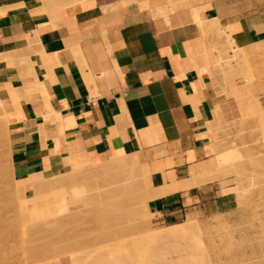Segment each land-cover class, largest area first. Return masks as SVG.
Returning a JSON list of instances; mask_svg holds the SVG:
<instances>
[{"label":"crops","instance_id":"crops-1","mask_svg":"<svg viewBox=\"0 0 264 264\" xmlns=\"http://www.w3.org/2000/svg\"><path fill=\"white\" fill-rule=\"evenodd\" d=\"M78 3L54 8L46 0H0V102L10 119L13 177H55L95 156L136 152L148 171L147 211L162 237L158 249L194 246L193 237L202 254L176 260L262 261L264 197L245 202L233 177L220 178L208 146L218 114L232 122L244 119L246 105L256 107L248 118L258 114V102L264 106V0ZM195 13L254 55L252 79L235 66L219 73L221 40ZM233 83L240 93L230 91ZM24 199L26 207L47 204L35 192ZM155 263L165 262L158 256Z\"/></svg>","mask_w":264,"mask_h":264},{"label":"rangeland","instance_id":"rangeland-1","mask_svg":"<svg viewBox=\"0 0 264 264\" xmlns=\"http://www.w3.org/2000/svg\"><path fill=\"white\" fill-rule=\"evenodd\" d=\"M208 23L209 24H217L214 21L208 22ZM218 29L222 30V28L219 26H218ZM215 37L219 38L218 35H215ZM220 44L222 47L220 48L218 56L216 59L220 58L221 56H223L222 54L225 53L224 46H226V45L224 43H222L221 41H220ZM218 64H220V62L216 63V68L219 70V66H221V65H218ZM228 69L232 70L230 67H228ZM225 70H227V66L224 67L223 71H225ZM222 72H219V73L222 74ZM230 88H231L230 91L232 93H240V90L238 91V86L235 85L234 83L230 85ZM263 108H264V106H263ZM263 108H262L261 112L258 110L259 112L257 115H255L251 118H248L250 115H252V113H254V111H256V108L254 107V105L248 104L244 108V119H238V120H234L232 122L223 121V119L218 114L216 117V120H215V126H213V128H212V130L214 131V141L208 146V154H211L214 158H217L218 152H232L233 153V155H232L233 160L231 161V163H229L225 166L219 163V165H220L219 166V168H220L219 172L223 171V174H224L223 177H220V178L233 177L234 178L233 181H235L237 184L239 183V188H240L241 192L244 194L245 202H248V203H252L256 199H262L264 197V110H263ZM8 121H10V119L7 116V114L5 113V111L2 107V104L0 102V236L2 233H4L5 239H7V240H5L2 238V241H1V238H0V244H1L0 248L1 249L4 248V250H2V252H0V259H1L0 264H56L62 258H68L70 260L71 264H75V263L76 264H116V262L118 264H142V263H144V264H156L155 262L158 260V256H160L162 259H164V262H165L164 264H189L188 262L183 263V262L178 261L176 259H178L180 257L181 258L185 257V255L189 251H192L197 256H200L202 254V252L200 250V246L196 244L193 237L190 239V241L192 244H194V246H184V245L178 244V245H174V247H171L169 249H167V247L158 249L156 243H157L158 239H161L162 237L159 235L158 232L155 231V233H154L152 230V228H156V227L153 226L152 222L150 221V217L146 216V214H147V212H146L147 211V203L146 202H145L146 204L144 203L145 205L143 204L144 205L143 207L146 210L144 211L143 208L141 210H138L139 211V212L137 211L139 213V214L137 213L138 215L135 214L132 210H130L133 212V215H137L135 217L130 214L131 212H127L128 211L127 209L126 210L124 209V211L122 209H120V206H119V203H117V200H116V203L118 205L114 206V210L116 212H113V213H112L113 210L111 212L109 211L110 209L108 211L106 210L105 211L106 213L103 212L104 210L84 211V210H86L84 208L85 206L80 205V204L77 205L76 207H74V205L76 203H78V200L82 197L81 195H84V194L87 195L90 192L94 193V192H97V190H98L97 189L96 191H94L95 190L94 188L96 186L94 187L93 185H91L93 183H90L87 185H91L94 188H91V186L85 187L83 182H82L83 186L81 184L79 186V183L81 181H83L82 180L83 178L81 177L82 176L81 171L83 169L85 170L87 167L83 168V166H82L81 168L75 169V170L68 172V173L60 174V175L55 176V177L49 176L48 179H45L42 181L43 183H45L44 185L40 186L39 188L31 189L32 192L26 194V191L28 189H23V188L21 189V187L17 185L22 180H16L13 177V174L11 172V168L9 165V154H8V145H7V129H6L7 125H8ZM4 167H6L5 168L6 170L4 169ZM136 167H135L134 174L137 176L136 179L141 184V185L138 184L139 185L138 187L140 188V193H138V194L143 197L145 195V193L147 192L146 175L143 174L142 170L140 171V169H139L140 167L139 168L137 167L139 170H137ZM6 171H7V173H6ZM138 172L141 173V175ZM113 173L116 177V178L114 177V180H117L120 178V174H118L117 170H115V172H113ZM121 177H122V175H121ZM141 179L144 180L145 183ZM24 180L22 181V185L25 184ZM84 182H86V181H84ZM91 182H93V181H91ZM94 185H96V183ZM81 187L83 189L85 187V189L83 190ZM111 187H113V185H111ZM139 188H138V191H139ZM86 189H89V190L92 189V191L90 190V192L84 193L83 191H86ZM143 191H145V192H143ZM34 192L37 194V198L40 199V198L44 197L47 199V203H49V204L54 199V197H58V196H67L68 202L63 203V204L58 202L57 204L54 203L55 205L52 203L50 205V210H58V211L56 212V214H53V216L47 217L48 219L45 218L46 220H48L46 222L47 224L45 223L46 220L45 221L43 220L44 222L42 221L40 224L39 223L40 221L38 222L39 219L35 218L33 220V218L32 219L30 217L26 218L24 215V213L26 214L28 212V215L30 213V210H27L28 208L26 207L28 205V202H26L27 200H25L24 197H30V196H32V194ZM81 193H83V194H81ZM108 194L106 193L105 196ZM141 194H143V195H141ZM126 205L124 203V206H126ZM124 206L121 205V208H124ZM128 206H130V205H128ZM28 207L31 208V206H28ZM129 208L131 209V207H129ZM61 210H68V211L62 212ZM76 211H80V212H76ZM118 211H119V213H117ZM84 212H88L89 214L88 213L83 214ZM144 212H145V214H144ZM82 214H83V216H82ZM107 214L109 215V217H106V216H108ZM115 214H116V216H115ZM129 214L131 215L130 217H132V216L133 217L129 218L128 217ZM112 215H114L115 220L119 216L118 222L119 221L121 222V223L119 222L120 225L118 224V222H117V224H116V222L112 223V221H114V219H112V221H111V218L113 217ZM66 216H69V217H66ZM99 216H101V217H99ZM102 216H105V217H102ZM136 217H137V219H136ZM13 218H14V220H13ZM16 218H18V219L20 218V220H18ZM60 218H62V219L67 218V219H63V221H65L66 223H63V224L59 223V222H63L62 219L60 221ZM133 218H135L137 221ZM11 219H12V221H11ZM147 219H149V220H147ZM28 220L32 221V223ZM66 220H68V221H66ZM35 221H37V222H35ZM84 221L86 223H84ZM8 222H9V224H8ZM102 222H104L105 225ZM36 223H38V224H36ZM42 223H45L46 225L45 224L44 225L46 227H42L43 226ZM67 223H68V225H67ZM34 224H36V225H34ZM50 224H52V225L50 226ZM101 224H102V226H100ZM8 225H9V227L11 225L10 228L8 227L9 229L12 228L11 231L8 230V228H5ZM29 225H33L34 228L36 226L37 229H39L36 231L38 232L41 230V232L36 233L33 236L34 230L32 229L33 232H31L32 233V235H31L29 233L30 231L28 230V228L29 229H30V227L33 228V226H29ZM40 225H42V226L38 227ZM89 225H91V226H89ZM115 225H117V226H115ZM121 225L123 226L122 227L123 229H125V228L126 229L125 230L121 229ZM130 225L132 226V230L130 228L131 227ZM1 226H4V227H1ZM73 226H75V227L73 228ZM98 226H100V227H98ZM138 226H139V229H138ZM13 227L15 228V230L13 229ZM93 227H95V228H93ZM96 227L98 229H96ZM116 227H117L118 231H116V234L113 235V233H115V232H113V233H111V232L116 230ZM3 228L5 229V231L7 230L10 233L4 232ZM24 228L25 229L27 228L28 231L27 230L26 231L29 234L26 231H23V230H25ZM69 228H71V229H69ZM89 228L91 229V231L88 230ZM92 228L94 229V232L92 231ZM108 228L109 229L111 228V229L109 230ZM106 229L108 230L109 233H107ZM135 229H138V232ZM64 230H65V232H64ZM99 230L100 231L102 230L103 232L102 231L100 232ZM127 230H129V231H127ZM150 231H152L151 234H153V235H150V236L147 235L146 236V234H150ZM24 232L27 234H25ZM5 233L6 234L8 233L9 235L8 234L6 235ZM47 233H48V236H47ZM73 233H74V236H73ZM93 233H95L96 235H94ZM4 235L2 234V236H4ZM21 235H23V236H21ZM55 235L60 236V237L56 239ZM63 235L65 236L64 237L65 239L67 238V242L65 243L66 240L64 239L65 241L63 240L64 242H62V243L63 244L68 243V244L66 246L64 244L61 248H64L63 250H65V251H67V250L69 251L68 246H73L74 247V248L72 247L73 249L70 247L72 249V251H71V249H70V251L74 252L73 255H70V254L61 255L60 251L61 252H64V251L59 250V252L57 253V251H58V250H56L57 246L55 248V251L53 249V245L55 243L51 246V243L54 241L53 237H55L56 241L59 240V242L61 244L60 238ZM87 235L88 236L90 235L88 239H86L88 237ZM125 235L126 236L129 235V236L126 237ZM43 236H47V237H44L45 238L44 239ZM82 236H84L87 241H85L84 237H82ZM31 237H32V239H31ZM51 237H52L53 241H51V239H49ZM90 237H91V240H90ZM96 237H98V238H96ZM144 237H145V239H142ZM8 238H11V240ZM33 238L34 239L37 238L36 244L34 243V242H36V240H34ZM68 238H70V240H71L70 242H72V240H73L74 243L72 242L69 245V239ZM105 238H106V240H105ZM147 238H148V241H146ZM21 239L23 240V242ZM38 239L41 240V241L39 240L40 244H38ZM43 239L45 241H43ZM78 239L81 241H78ZM107 239H108V241H107ZM99 240H100V242H99ZM103 240H105V242ZM133 240H134V242H133ZM3 241H5V243ZM46 241L49 242L50 244H48ZM56 241H54V242H56ZM119 241H121V242H119ZM126 241H128V242H126ZM7 242H8V246L10 245L12 247H10V246L8 247ZM15 242H17L18 244L17 243L15 244ZM21 242H22V244L23 243L24 244L22 245ZM42 242H44V243H42ZM59 242H56L57 245H59ZM31 243H33L32 246H30ZM100 243H101V245H100ZM5 245H6V247H5ZM45 245L47 246V248ZM74 245H76L77 247ZM2 246H4V247H2ZM28 246H30V247H28ZM35 246H36V248H35ZM42 246H44L45 248ZM141 246H143V248ZM13 247H14V249H13ZM58 247H60V245ZM66 247L68 248L67 250H66ZM78 247H80V249ZM5 248L8 250L9 253L7 252V250ZM49 249L51 251H49ZM141 250H143V251H141ZM3 251H5L6 253ZM12 251H14L16 253L13 254ZM55 252L57 253V255L55 254ZM111 254L116 255L117 258L112 257ZM4 256L6 257L5 259H4ZM137 258H139V259L137 260ZM195 259H196V261L198 260L196 257H195ZM247 259H249V260H245V261L239 262V263H225V264H264V259H262V261H258V258H254V257H247ZM141 260H143V261H141ZM2 261L4 263H1ZM195 263L196 262H194V264ZM191 264H193V263H191Z\"/></svg>","mask_w":264,"mask_h":264},{"label":"bare ground","instance_id":"bare-ground-1","mask_svg":"<svg viewBox=\"0 0 264 264\" xmlns=\"http://www.w3.org/2000/svg\"><path fill=\"white\" fill-rule=\"evenodd\" d=\"M80 1H82V0H46V4L48 5V6H53L54 8H59V7H64V6H69V5H73V4H75V3H77V2H79L80 3ZM78 3V4H79ZM77 5V4H76ZM80 6V5H79ZM86 7V6H85ZM44 8V7H43ZM53 8V9H54ZM73 8H75V7H73ZM81 8V7H80ZM51 9H52V7H51ZM75 10V9H74ZM49 12H52L51 10H49L48 11V13ZM78 12V11H77ZM160 14V13H159ZM165 16V15H164ZM191 16V15H190ZM159 17V16H158ZM167 16H165V18H166ZM195 18H196V20L199 22V24H200V26L204 29V30H206L207 32L209 31L210 33H212V35H218L219 36V38H220V40H221V42L222 43H224L226 46H224V51H225V53L224 54H222L223 56H221L220 58H218V59H216V63H218V62H220V64H218V65H221V66H219V72H222L223 70H224V67H226L227 66V69H228V67H230L231 69H232V67H239L240 68V70H242V72H244V74H245V79H252L253 78V72H252V68H253V63H252V61H251V59H252V57L254 56L250 51H248V50H246V49H244V48H240V47H238L237 45H235V43H234V40L232 39V36H231V34L230 33H228L226 30L224 31L223 29L222 30H219L218 29V25L217 24H209L207 21L206 22H204V21H201L200 19H199V17H198V14L197 13H195ZM175 26V25H174ZM196 27V26H195ZM173 28H175V27H173ZM34 47V46H33ZM29 49V48H28ZM31 49V48H30ZM39 50V49H38ZM34 51H36V50H34ZM34 51H32V49H31V53L32 52H34ZM26 52V51H25ZM44 51H42V53H43ZM37 53H39L38 51H37ZM36 53V54H37ZM45 53V52H44ZM24 54V53H23ZM40 54H41V52H40ZM18 56V55H17ZM22 56V55H21ZM44 56V55H43ZM20 57V56H19ZM9 58H11V57H9ZM20 58H24V57H20ZM13 60V59H12ZM15 62H16V60H15ZM27 63V62H26ZM17 64V63H16ZM39 64V63H38ZM47 64V63H46ZM32 65V64H31ZM256 65V64H255ZM34 69V68H33ZM44 69V68H43ZM255 70V69H254ZM32 71V70H31ZM232 72V71H231ZM33 73H35V72H33ZM230 75V74H229ZM36 76V75H35ZM36 78H37V76H36ZM36 81H37V79H36ZM39 83V82H38ZM39 85H40V83H39ZM39 85H37V86H39ZM39 88V87H38ZM42 88H44V87H41L40 88V92L42 91L41 89ZM23 90V89H22ZM45 90V89H44ZM43 90V91H44ZM21 91V90H20ZM25 92V91H24ZM46 92V91H45ZM43 93V92H42ZM44 94V93H43ZM46 94V93H45ZM47 95V94H46ZM46 97V96H45ZM255 100V102H256V99H254ZM21 101V100H20ZM258 102V101H257ZM252 103V102H251ZM48 104H50V103H48ZM253 105V104H252ZM52 106V105H51ZM255 107V106H254ZM256 108V107H255ZM257 108H258V110L261 112L262 111V105H261V103L260 102H258L257 103ZM49 109H50V107H49ZM65 112V111H64ZM63 112V113H64ZM51 116L53 115H55L57 118H58V120H60V122H62L61 120H62V118L60 117L61 115H59V114H57L56 115V113L54 112V111H52L51 110V114H50ZM50 115H49V117H50ZM26 116V115H25ZM55 117V118H56ZM26 118V117H25ZM45 118H47V117H45ZM56 118V119H57ZM51 119V118H50ZM55 119V120H56ZM14 120V119H13ZM53 120V119H52ZM12 121V120H11ZM16 121V120H15ZM48 121V120H47ZM9 122V121H8ZM44 122H45V119H44ZM51 122V121H50ZM54 122V121H53ZM52 122V123H53ZM57 122V121H56ZM13 123V122H12ZM15 123V122H14ZM43 125V124H42ZM58 125V124H57ZM8 127V126H7ZM62 127V128H61ZM9 128V127H8ZM8 128H6L7 130H8ZM59 128H60V131L62 132V129H63V126H59ZM58 129V128H57ZM9 132V131H8ZM7 132V133H8ZM58 132V131H57ZM56 132V133H57ZM64 132V131H63ZM58 133H60V132H58ZM57 133V134H58ZM9 135V134H8ZM69 136V135H68ZM63 138V137H62ZM64 139V138H63ZM233 153L232 152H218L217 153V161L220 163V164H222V165H227V164H229V163H231V161L233 160ZM47 162H49V161H47ZM83 163H86V165H84L83 166V168H85V167H87L85 170L83 169L82 171H81V177L83 178L82 180L83 181H81L80 183H79V186H80V184L82 185V182L84 183V185H85V187L86 186H91V185H93V186H91V188H94L95 190L94 191H96L97 189V192H90V190L92 191V189H86V191H83L84 193H86V192H90L89 194H84V195H81L82 197L78 200V203H76L74 206H77V205H83V206H85L84 208L86 209V210H84V211H89V210H104L103 212L104 213H106L105 211L107 210H109L110 212L112 211V213L113 212H116L115 210H114V206L115 205H118L117 203H119V206H120V209H122L123 211H124V209L126 210H128L127 212H131L130 214L131 215H133V212L135 213V214H137L139 211L138 210H141L142 208H143V210L145 211L146 209L143 207L146 203H147V201H148V199H149V197H150V195H148V194H150L151 192H149L150 191V189L149 190H147L148 192H146L145 193V195L142 197V196H140L138 193H140V188L138 187L139 185L138 184H140L139 182H138V180L136 179V175L134 174V171H135V167L137 166L139 169H140V171L142 170V172H143V174H145V175H147V168H146V165L141 161V159H140V157L138 156V154L136 153V152H129V153H124V152H114V153H112L110 156H108L107 158H105V159H100V158H98L97 156H95V157H92L91 159H88V160H86V161H84ZM7 166V165H6ZM136 167V168H137ZM6 167H4V169H5ZM137 168V170H139ZM6 170V169H5ZM115 170H117L118 171V174H120V178L119 179H117V180H114V177H115V175H114V173L113 172H115ZM49 172V171H48ZM6 173H7V171H6ZM139 173V172H138ZM34 174V173H33ZM36 174V173H35ZM46 174V173H45ZM45 174H36V175H33V176H31V177H29V178H27V179H25L24 180V182H25V184L24 185H22V181L20 182V183H18L17 185L18 186H20L21 187V189L23 188V189H35V188H39L40 186H42V185H44L45 183H43L42 181L43 180H45V179H48V175H45ZM50 174V173H49ZM140 175H141V173H139ZM121 175H122V177H121ZM140 177V176H139ZM142 177V176H141ZM116 178V177H115ZM143 178V177H142ZM142 180V179H141ZM84 181H86V182H84ZM89 181V182H88ZM91 181H93V182H91ZM143 182H144V180H142ZM90 183H93V184H91V185H87V184H90ZM96 183V185H94ZM145 183V182H144ZM176 183V182H175ZM111 185H113V187H111ZM141 185V184H140ZM170 185V184H169ZM83 186V185H82ZM167 187H163V189H162V187H160L161 189H162V192H163V194L164 193H166V189H167V191H169L168 189L169 188H171V187H169L168 185H166ZM174 186V185H173ZM85 187H84V189H85ZM177 187V186H176ZM82 188V187H81ZM105 188V189H104ZM138 188H139V191H138ZM159 188V189H160ZM179 188V187H178ZM83 189V188H82ZM83 189V190H84ZM160 189V190H161ZM174 189V188H173ZM89 190V191H88ZM145 190V189H144ZM159 191V190H158ZM165 191V192H164ZM82 192V191H81ZM143 192H145V191H143ZM161 192V193H162ZM108 194V195H106L105 196V194ZM142 193V192H141ZM148 193V194H147ZM160 193V192H159ZM160 193V194H161ZM81 194H83V193H81ZM153 194V193H152ZM151 194V195H152ZM159 194V195H160ZM141 195H143V194H141ZM156 195H158V194H156ZM118 198V199H117ZM116 200H117V203H116ZM58 202H60V203H66V202H68V197L67 196H58V197H54V199L50 202V204L49 203H47L46 205H42V206H38V205H35V206H31V208H29V207H27L28 209L27 210H30V213H29V215H28V212L25 214L24 213V215H25V217L26 218H33V220L35 219V218H37V219H39L38 220V222L41 224V222L44 220H46L45 218H47V217H50V216H53V214H56V212L58 211V210H50V205L53 203H58ZM129 202V203H128ZM146 202V203H145ZM124 203H125V205L126 206H124ZM145 203V204H144ZM144 204V205H143ZM55 205V204H54ZM121 205L122 206H124V208H121ZM128 205H130V206H128ZM88 207V208H87ZM126 207V208H125ZM129 207H131V209L129 208ZM141 207V208H140ZM146 207V206H145ZM119 208V207H118ZM117 208V209H118ZM82 210V209H81ZM130 210H132V211H130ZM62 212H64V211H68V210H61ZM98 211V212H99ZM138 211V212H137ZM76 212H80V211H76ZM147 212V214H146V216H149L150 217V215H149V213H148V211H146ZM67 213V212H66ZM85 213H88V212H84L83 214H85ZM100 213V212H99ZM117 213H119V211L117 212ZM68 214V213H67ZM77 214V213H76ZM75 214V215H76ZM80 214V213H79ZM83 214H82V216H83ZM89 214V213H88ZM87 214V215H88ZM128 215V217L129 218H132L133 216L135 217V216H137V215H133L132 217H130L131 215ZM144 214H145V212H144ZM23 215V216H24ZM28 215V216H27ZM72 215V214H71ZM81 215V214H80ZM108 215V214H107ZM119 215V214H118ZM122 215V214H121ZM55 216V215H54ZM106 216V215H105ZM105 216H102V217H105ZM113 217L111 218V221H112V219H114V221H112V223L113 222H116V224H117V222H118V217L116 218V220H115V218H114V215H112ZM115 216H116V214H115ZM124 216V215H123ZM20 217V216H19ZM59 217V216H58ZM61 217V216H60ZM64 217V216H63ZM66 217H69V216H66ZM99 217H101V216H99ZM106 217H109V215L108 216H106ZM122 217V216H121ZM126 217V216H125ZM144 217V216H143ZM23 218V217H22ZM56 218V217H55ZM98 218V217H97ZM123 218V217H122ZM16 219H18V218H16ZM41 219V220H40ZM48 219V218H47ZM61 219L62 218H60V221H61ZM63 219H67V218H63ZM63 219H62V221H63ZM77 219V218H76ZM133 219H135V218H133ZM132 219V220H133ZM136 219H137V217H136ZM135 219V220H136ZM13 220H14V218H13ZM18 220H20V218L18 219ZM17 220V221H18ZM50 220V219H49ZM72 220V219H71ZM79 220V219H78ZM147 220H149V219H147ZM11 221H12V219H11ZM16 221V220H15ZM25 221V220H24ZM28 221H30V220H28ZM27 221V222H28ZM43 221V222H44ZM48 220H46L45 221V223L47 222ZM66 221H68V220H66ZM82 221V220H81ZM124 221V220H123ZM137 221V220H136ZM2 222V221H1ZM21 222V221H20ZM19 222V223H20ZM31 223H32V221H30ZM35 222H37V221H35ZM89 222V221H88ZM105 222V221H104ZM104 222H102L104 225H105V223ZM120 222V221H119ZM119 222H118V224H119ZM149 222V221H148ZM4 223V222H3ZM34 223V222H33ZM45 223H42L43 224V226L42 225H40V226H38V227H46L45 225L47 224H45ZM59 223H66L65 221H63V222H59ZM70 223V222H69ZM74 223V222H73ZM84 223H86L85 221H84ZM97 223V222H96ZM121 223V222H120ZM8 224H9V222H8ZM36 224H38V223H36ZM36 224H34V225H36ZM45 224V225H44ZM57 224V223H56ZM88 224V223H87ZM7 225V224H6ZM25 225V224H24ZM27 225V224H26ZM52 224H50V226H51ZM67 225H68V223H67ZM97 225V224H96ZM113 225V224H112ZM120 225V224H119ZM29 226H33V225H29ZM49 226V225H48ZM89 226H91V225H89ZM88 226V227H89ZM100 226H102V224L100 225ZM100 226H98V227H100ZM115 226H117V225H115ZM131 226V225H130ZM129 226V227H130ZM1 227H4V226H1ZM9 227V225L7 226V227H5V228H8ZM10 227H11V225H10ZM9 227V228H10ZM18 227V226H17ZM28 227V226H27ZM71 227V226H70ZM75 226H73V228H74ZM83 227V226H82ZM86 227V226H85ZM123 226L121 225V229H123L122 228ZM128 227V228H129ZM136 227V226H135ZM8 228V230H10L11 231V229H9ZM21 228V227H20ZM50 228V227H49ZM59 228V227H58ZM72 228V229H73ZM93 228H95V227H93ZM92 228V231L94 232V229ZM114 228V227H113ZM119 228V227H118ZM131 228V230H132V226L130 227ZM4 229V228H3ZM13 229L15 230V228L13 227ZM23 229V228H22ZM25 229V228H24ZM34 230V232H33V230ZM69 229H71V228H69ZM77 229V228H76ZM96 229H98L97 227H96ZM100 229V228H99ZM102 229V228H101ZM109 229V228H108ZM111 229V228H110ZM109 229V230H110ZM126 229V228H125ZM125 229H123V230H125ZM138 229H139V226H138ZM138 229H135V230H137V232H138ZM27 230V228L25 229V230H23V231H26ZM28 230L30 231L29 233L32 235V233L31 232H33L34 234H33V236L36 234V233H39V232H41V230L40 231H36V230H39V229H37V227L35 226V228H34V226H33V228L32 227H30V229L28 228ZM27 230V231H28ZM52 230V229H51ZM83 230V229H82ZM88 230H90L91 231V229L89 228ZM153 230V229H152ZM26 231V232H27ZM36 231V232H35ZM43 231V230H42ZM79 231V230H78ZM100 231V230H99ZM102 231V230H101ZM100 231V232H101ZM105 231V230H104ZM106 231H107V233H109L108 232V230L106 229ZM112 231V230H111ZM116 231H118V229H117V227H116V230H114V231H112L111 233H113V232H115V233H113V235L114 234H116ZM121 231V230H120ZM127 231H129V230H127ZM4 232H8L7 230L5 231V229H4ZM16 232V231H15ZM64 232H65V230H64ZM72 232V231H71ZM70 232V233H71ZM82 232V231H81ZM96 232V231H95ZM99 232V233H100ZM103 232V231H102ZM147 232V231H146ZM149 232V231H148ZM153 232L155 233V231L153 230ZM8 233H10V232H8ZM7 233V234H8ZM25 233V232H24ZM28 233V232H27ZM27 233H25V234H27ZM28 233V234H29ZM89 233V232H88ZM87 233V234H88ZM92 233V232H91ZM97 233V232H96ZM128 233V232H127ZM126 233V234H127ZM152 233V231H150V234H146V236L147 235H153V234H151ZM3 235H4V233H2ZM2 234H1V236H0V238H1V241H2V238L3 239H5V235L4 236H2ZM6 234V233H5ZM6 234V235H7ZM46 234V233H45ZM77 234V233H76ZM80 234V233H79ZM85 234V233H84ZM94 235H96L95 233H93ZM92 234V235H93ZM122 234V233H121ZM120 234V235H121ZM124 234V233H123ZM131 234V233H130ZM9 235V234H8ZM43 235V234H42ZM57 235V234H56ZM55 235V237H56V239L57 238H59L60 236H56ZM72 235V234H71ZM86 235V234H85ZM145 235V234H144ZM198 235V234H197ZM21 236H23V235H21ZM47 236H48V233H47ZM47 236H43V238L44 237H47ZM50 236V235H49ZM54 236V235H53ZM73 236H74V233H73ZM81 236V235H80ZM88 236V235H87ZM90 236V235H89ZM89 236L86 238V239H88L89 238ZM116 236V235H115ZM126 236V235H125ZM127 236H129V235H127ZM126 236V237H127ZM142 236V235H141ZM16 237V236H15ZM55 237H53L54 239V241H56L55 240ZM65 236L63 235L61 238H60V241H61V244H60V242H59V240H57L56 242H59V245H60V247H58L59 245H57V243L56 242H54L53 240H52V237L51 238H49V239H51V241H53L52 243H51V246L53 245V249H54V251H55V248H56V246H57V249L56 250H58L57 251V253L59 252V250H62V251H64V252H61L60 251V253H61V255H63V254H70V255H73V253L74 252H71L72 251V249L74 248L73 246H68V248H69V251L67 250L68 248L66 247V250L67 251H65V250H63L64 248H61L66 242H67V238L65 239L64 238ZM82 237H84V236H82ZM81 237V238H82ZM138 237V236H137ZM152 237V236H151ZM17 238V237H16ZM24 238V237H23ZM30 238V237H29ZM96 238H98V237H96ZM149 238V237H148ZM148 238H147V240L146 241H148ZM200 237H198V239H199ZM8 239H10L11 240V238H8ZM13 239V238H12ZM31 239H32V237H31ZM30 239V240H31ZM34 239V238H33ZM37 239V238H36ZM36 239H34V240H36ZM45 239V238H44ZM43 239V241H45ZM66 241H65V240ZM69 239V245H70V243H72L73 242V240H72V242H70L71 240H70V238H68ZM80 239V238H79ZM78 239V241H81V240H79ZM84 239H85V237H84ZM85 239V241H87ZM95 239V238H94ZM116 239V238H115ZM127 239V238H126ZM142 239H145V237L144 238H142ZM5 240H7V239H5ZM16 240V239H15ZM22 240V239H21ZM40 239H38V244H40L39 242L41 241H39ZM65 241V243L63 244L62 242H64ZM83 240V239H82ZM90 240H91V237H90ZM89 240V241H90ZM97 240V239H96ZM105 240H106V238H105ZM105 240H103L104 242H105ZM119 240V239H118ZM128 240V239H127ZM131 240V239H130ZM200 240V239H199ZM93 241V240H92ZM91 241V242H92ZM107 241H108V239H107ZM4 243H5V241H3ZM9 242V241H8ZM8 242H7V246H8ZM22 242H23V240H22ZM22 242H21V244H22ZM26 242V241H25ZM47 242V241H46ZM45 242V243H46ZM76 242V241H75ZM99 242H100V240H99ZM117 242V241H116ZM119 242H121V241H119ZM126 242H128V241H126ZM130 242V241H129ZM133 242H134V240H133ZM137 242V241H136ZM140 242V241H139ZM2 243V242H1ZM17 242H15V244H16ZM35 244L37 243V240H36V242H34ZM42 243H44V242H42ZM48 244H50L49 242H47ZM74 243V242H73ZM82 243V242H81ZM90 243V242H89ZM18 244V243H17ZM24 244V243H23ZM22 244V245H23ZM27 244V243H26ZM32 244L33 243H31V245L30 246H32ZM37 244V245H38ZM68 244V243H67ZM67 244H65V246L67 245ZM79 244V243H78ZM99 244V243H98ZM118 244V243H117ZM1 245V244H0ZM36 245V246H37ZM47 245V244H46ZM45 245V246H46ZM100 245H101V243H100ZM10 246V245H9ZM8 246V247H9ZM18 246V245H17ZM30 246H28V247H30ZM36 246H35V248H36ZM74 246H76V245H74ZM80 246V245H79ZM129 246V245H128ZM2 247H4V246H2ZM5 247H6V245H5ZM10 247H12V246H10ZM42 247H44V246H42ZM41 247V248H42ZM72 249H71V248ZM77 247V246H76ZM81 247V246H80ZM80 247H78L79 249H80ZM139 247V246H138ZM142 248H143V246H141ZM40 248V249H41ZM45 248V247H44ZM46 248H47V246H46ZM59 248V249H58ZM61 248V249H60ZM6 249V248H5ZM13 249H14V247H13ZM16 249V248H15ZM70 249H71V251H70ZM0 252H2V250H4V248L3 249H1L0 248ZM7 250V249H6ZM18 250V249H17ZM16 250V251H17ZM48 250V249H47ZM75 250V249H74ZM135 250V249H134ZM137 250V249H136ZM205 250V249H204ZM44 251V250H43ZM46 251V250H45ZM49 251H51L50 249H49ZM53 251V252H54ZM141 251H143V250H141ZM3 252H5V251H3ZM7 252H8V250H7ZM205 252V251H204ZM6 253V252H5ZM9 253V252H8ZM12 253L13 254H15L16 252H14V251H12ZM31 253V252H30ZM46 253V252H45ZM48 253V252H47ZM57 253L55 252V254L57 255ZM37 254V253H36ZM143 254V253H142ZM206 254V253H205ZM2 255V254H1ZM17 255V254H16ZM50 255V254H49ZM60 255V254H59ZM42 256V255H41ZM55 256V255H54ZM75 256V255H74ZM77 256V255H76ZM8 257V256H7ZM34 257V256H33ZM43 257V256H42ZM41 257V258H42ZM82 257V256H81ZM136 257V256H135ZM3 258V257H2ZM6 257L4 256V259H5ZM76 258V257H75ZM83 258V257H82ZM140 258V257H139ZM139 258H137V260L139 259ZM203 259H202V262L200 263V264H206V260H205V258H204V256L202 257ZM1 260V259H0ZM10 260V259H9ZM135 260V259H134ZM79 261V260H78ZM141 261H143V260H141ZM138 262V261H137ZM1 263H4L3 261L1 262ZM76 264V263H75ZM142 264H144V263H142ZM207 264H208V262H207ZM209 264H210V262H209Z\"/></svg>","mask_w":264,"mask_h":264}]
</instances>
